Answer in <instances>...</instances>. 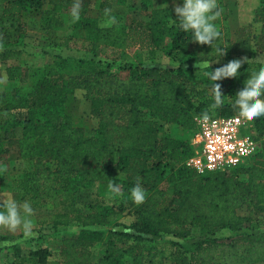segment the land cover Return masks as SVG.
I'll list each match as a JSON object with an SVG mask.
<instances>
[{
  "label": "trees",
  "instance_id": "obj_1",
  "mask_svg": "<svg viewBox=\"0 0 264 264\" xmlns=\"http://www.w3.org/2000/svg\"><path fill=\"white\" fill-rule=\"evenodd\" d=\"M97 1L105 13L128 2L79 0V20L73 23L74 0H0V64H7L8 79L25 81L11 91L0 90V165L11 161L12 147L17 160L29 163L13 179L14 198L28 200L34 210L47 205L58 209L96 184L119 186L113 202L99 204L96 211H56L36 218L40 229L80 227L60 239L58 264H264V232L246 230L264 222V117L252 120L259 143L245 163L204 173L189 166L195 154V117L212 103L203 74L210 69L199 70L196 64L215 58L205 56L211 48L191 42L170 7L168 13L167 6L141 0L145 19L110 26L88 14ZM218 7L227 21V0H218ZM31 17L39 19L53 47L93 57L54 54L27 70L8 64L23 58ZM67 19L70 31L61 35ZM252 23L260 27L255 47L264 52V0L253 10ZM252 23L242 28L246 35L252 34ZM219 31L228 51L211 65L213 70L235 58L230 29ZM131 48H137L136 63L128 61ZM144 52H161L177 64L146 61ZM253 67L258 65L245 62L239 78L217 82L224 103L210 115L239 114L234 95ZM76 90L85 93L97 119L91 135L66 108ZM167 124H178L190 138L164 131ZM18 128L21 134L15 136ZM137 183L145 193L141 204L130 195ZM243 207L248 214L238 213ZM127 213L133 214L129 223L121 220ZM194 228L198 236L190 237ZM222 230L232 233L229 240L215 237ZM22 235L0 233V243ZM24 243L12 245L15 264H48L55 255L41 244L24 254Z\"/></svg>",
  "mask_w": 264,
  "mask_h": 264
},
{
  "label": "rangeland",
  "instance_id": "obj_2",
  "mask_svg": "<svg viewBox=\"0 0 264 264\" xmlns=\"http://www.w3.org/2000/svg\"><path fill=\"white\" fill-rule=\"evenodd\" d=\"M153 6L155 7H168L174 9L177 4H182L183 0H152ZM261 0H227L229 6V19L224 21L220 17L215 21V24L218 30L225 31L226 28L230 29V36L232 39V56L242 57L248 56L249 58H257L261 56L264 58V52L257 51L255 47V36L259 33L260 27L258 24L253 22V10L260 4ZM98 1L89 8L88 14L99 19V22L102 25H110L116 21H129L131 18L136 19H145L144 11L141 8V0H128L125 5L115 4L112 10L108 13L102 12L99 10ZM166 4V5H165ZM28 20V36L25 42L24 55L21 60L9 61L8 64H20L25 70L27 68L42 65L45 61L51 60V56L54 54H62L64 56H73V57H93L91 54H88L83 51L70 50L66 48L56 47L49 44L48 39L42 33L40 29V22L38 18L31 17ZM252 23V34L246 35V30L242 28L248 24ZM71 22L67 19L65 27L61 29L60 34L64 35L70 31ZM241 29V30H240ZM240 31V32H238ZM137 48H131L128 50L130 57L128 58L129 62H137L136 59ZM146 61H156L162 64L176 65L177 61H173L167 56H164L161 52L149 56L147 52H144ZM118 65V64H117ZM116 65V66H117ZM114 66V68H116ZM7 64H0V90L11 91L17 85L24 84L23 80H10L6 72ZM25 79V78H24ZM68 112L73 114L74 123L78 126H82L86 129L87 135H91L97 126V119L91 116L90 114V102L86 99L85 93L81 90H76L70 94V99L68 106L66 107ZM0 119L1 114H0ZM164 131L170 133L171 135L178 137H189L190 135L182 129L178 124H167L164 125ZM21 134V128H18L15 136ZM10 152L11 161L5 165H0V200L7 198H14L13 193V179L17 178L21 173L29 167V163L23 160H17L15 158V148L12 147ZM108 183L96 184L92 188L78 193L76 201L73 204L68 205V207L54 209L52 206L47 205L34 210V215L32 217L34 221L33 235L31 237H21L14 239L13 241H4L1 242V246H6L4 250H0V264H15L13 262V248L12 245L15 243H22V251L26 254V250L37 248L40 244L48 246L51 251L55 254L49 260L48 264H58L57 253L59 250V245L61 238L65 236H70L76 234L80 227L76 225L68 227H59L58 229H53L50 227H40L36 223V218L39 215L52 213V212H61L68 210L70 213L77 212H92L99 209V204L104 202H113L116 198V195L109 190ZM97 198L99 202L97 203ZM238 213L241 215L248 214L246 207H243L238 210ZM133 219L132 213L125 214L121 220L126 223H129ZM250 232L255 234H260L264 232V222L259 226L256 224L252 225L248 229ZM9 232L5 229H0V233ZM12 233V232H10ZM22 231H17L13 233L18 236ZM198 236L196 228H194V233L192 236ZM232 233L228 230H222L216 233L217 238L221 240H229ZM170 238V237H165ZM100 250L97 251V256L99 255ZM32 264V262L27 263Z\"/></svg>",
  "mask_w": 264,
  "mask_h": 264
},
{
  "label": "clouds",
  "instance_id": "obj_3",
  "mask_svg": "<svg viewBox=\"0 0 264 264\" xmlns=\"http://www.w3.org/2000/svg\"><path fill=\"white\" fill-rule=\"evenodd\" d=\"M166 5V4H165ZM167 12L168 11V5ZM79 0H74L72 7V22L79 20ZM176 19L180 30L191 34V42L200 45H207L211 48L210 60H202L196 64L199 70L208 79L209 89L212 95V103L209 111H205L201 119L209 121L212 109H219L224 103V94L221 91L222 85L217 83L228 78H239L242 75L241 65L247 62L250 66L257 64L258 67L251 68V75L243 82V85L234 95L233 105L237 108L240 117L247 120H255L264 117V58H249L248 56L236 57L221 67L212 69L211 65L220 63L226 57L228 48L223 46L222 34L218 30L215 21L221 16V9L218 7V0H183L182 4H177L174 8ZM239 122V118L237 120ZM109 190L118 193V185L109 183ZM131 199L136 204L144 202L145 193L142 186L137 183L130 192ZM34 208L28 200L20 201L15 198L0 200V229H5L15 233L22 231L24 237H31L34 228Z\"/></svg>",
  "mask_w": 264,
  "mask_h": 264
},
{
  "label": "built area",
  "instance_id": "obj_4",
  "mask_svg": "<svg viewBox=\"0 0 264 264\" xmlns=\"http://www.w3.org/2000/svg\"><path fill=\"white\" fill-rule=\"evenodd\" d=\"M195 120L197 131L191 140L195 154L187 164L198 172L216 171L243 164L256 152L259 142L254 138L252 120L240 117V114H213L207 122L202 121L201 116H196Z\"/></svg>",
  "mask_w": 264,
  "mask_h": 264
}]
</instances>
